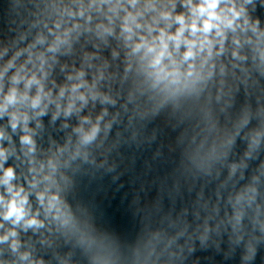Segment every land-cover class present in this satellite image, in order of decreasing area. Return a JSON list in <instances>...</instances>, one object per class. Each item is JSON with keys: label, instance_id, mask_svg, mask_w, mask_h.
Instances as JSON below:
<instances>
[{"label": "clouds", "instance_id": "9594fccd", "mask_svg": "<svg viewBox=\"0 0 264 264\" xmlns=\"http://www.w3.org/2000/svg\"><path fill=\"white\" fill-rule=\"evenodd\" d=\"M0 264H264V0H0Z\"/></svg>", "mask_w": 264, "mask_h": 264}]
</instances>
